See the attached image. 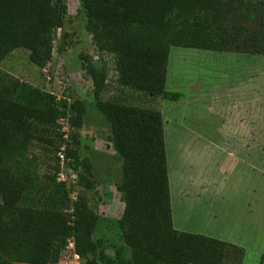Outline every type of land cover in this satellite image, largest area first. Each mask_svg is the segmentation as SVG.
<instances>
[{
  "label": "trees",
  "instance_id": "obj_1",
  "mask_svg": "<svg viewBox=\"0 0 264 264\" xmlns=\"http://www.w3.org/2000/svg\"><path fill=\"white\" fill-rule=\"evenodd\" d=\"M78 2L98 53L97 60L80 55L86 94L77 93L62 57L54 58L56 48L71 47L67 1L0 0V64L28 51L48 86L0 70V264H58L75 255L81 264H243L242 247L178 229L174 208L198 203L191 191L175 197L171 191L161 104L185 99L167 89L172 48L264 55V0ZM91 110L108 126L107 147L121 160L114 185L123 212L113 219L76 193L77 185L84 192L98 187L80 151ZM37 142L54 151V166L39 164ZM62 147L66 175L75 180H58ZM109 225L118 229L112 238L100 233Z\"/></svg>",
  "mask_w": 264,
  "mask_h": 264
},
{
  "label": "rangeland",
  "instance_id": "obj_2",
  "mask_svg": "<svg viewBox=\"0 0 264 264\" xmlns=\"http://www.w3.org/2000/svg\"><path fill=\"white\" fill-rule=\"evenodd\" d=\"M66 1L69 14L66 17L64 31L69 34L66 43L71 47L62 53L56 48L54 58L62 57L77 93L86 94L90 89V81L82 68L80 55L82 53L91 57L95 55L97 60L98 53L85 28V18L78 13V0ZM61 32L58 33V37H61ZM58 43L59 38L56 47ZM185 54H189V57L186 58ZM106 59L111 62L110 57ZM0 70L17 77L20 81L48 88L41 70L29 62L28 51L16 50L11 53L0 64ZM204 87H208L210 91L212 88L222 105L224 100L230 103L225 107V111L230 112V115H222L224 119L231 116L239 117L242 121L239 125L247 126L253 133L255 130L264 132V55L172 48L167 89L182 92L184 98L191 101L180 104L164 102L161 104L164 115L177 127L182 124L195 126L202 133L209 135L208 139L216 140L218 138L213 136V132L219 122L206 112L204 96L199 94L196 97V91ZM193 91L195 93H192ZM62 123L63 121L60 122ZM64 127L62 124V131H65ZM108 131V126L102 121L101 115L96 110H91L81 129L80 151L92 162L98 187L94 192H84L77 185L76 193L90 196L98 213L113 219L123 212V203L114 185L121 179V160L116 157L110 145L107 147ZM175 135L176 137H173ZM255 138L263 141L264 133L259 136L257 133ZM165 139L170 169L172 165H176L175 154L182 137L177 132H171L169 126ZM43 146L44 143L37 142L32 151L39 164H43L45 168L52 167L57 161L54 151L42 150ZM49 152L51 154H48ZM223 159H226V155L221 152L216 157L212 156L210 160L216 166ZM227 179L228 186L219 188L218 192H207L199 197L203 207L189 208V211H177L174 208L177 227L186 232L211 236L242 247L243 264H264V176L256 170L253 174L252 170L249 173V191H246L248 185L246 170L238 171ZM238 181L240 183L237 188L233 183ZM241 186L243 190L238 191L242 189ZM179 221H182V225L178 224ZM116 230L118 229L109 225L101 229L100 233L112 238ZM79 263L81 264L80 260L72 262ZM58 264L71 263L66 259Z\"/></svg>",
  "mask_w": 264,
  "mask_h": 264
},
{
  "label": "crops",
  "instance_id": "obj_3",
  "mask_svg": "<svg viewBox=\"0 0 264 264\" xmlns=\"http://www.w3.org/2000/svg\"><path fill=\"white\" fill-rule=\"evenodd\" d=\"M185 56L187 57L189 54H185ZM210 89L212 92L208 87L196 91V97L199 94L204 96L203 103L206 105V112L219 122L213 132V136L218 139H208L209 135L202 133L195 126L182 124L177 127L175 123H171L169 119L165 118V136L170 126L171 132H177L182 137L175 154L176 165H172L169 169L171 191L174 197L182 195L180 192L188 194L191 191L194 194L190 195L195 200L194 202L198 203L199 208L203 207V203L199 201L200 196L207 192H218L219 188L228 186L226 184L227 177L234 176L238 171L246 170L248 179L246 191H249V173L252 170L253 174L256 170L264 176V140L259 141L255 138L257 133L259 136L264 132L255 130L256 132L253 133L249 131L247 126L239 125L242 124L239 117L231 116L224 119L222 115H230V112L225 111L226 105L230 103L224 100L222 105L220 99L214 95L216 92L212 88ZM190 101L184 99L182 103ZM221 152L225 153L226 159L221 160L215 166L210 159ZM229 182L232 183V181ZM239 183L238 181L233 185L237 187ZM242 190L243 188L238 191ZM185 211H189V209Z\"/></svg>",
  "mask_w": 264,
  "mask_h": 264
},
{
  "label": "built area",
  "instance_id": "obj_4",
  "mask_svg": "<svg viewBox=\"0 0 264 264\" xmlns=\"http://www.w3.org/2000/svg\"><path fill=\"white\" fill-rule=\"evenodd\" d=\"M44 72H47V70L46 69H44ZM63 121V120H62ZM65 127V131L67 130V123L65 122V124H64V121H63V123H62ZM65 137H67V134L65 135ZM64 147H62L61 148V150L58 152V156H59V158H60V165H61V170H60V172L58 173V180H60V181H67V180H69V178H73L74 180H75V178H76V174H71V176L70 177H68L67 175H66V169H65V160H66V156H65V153H64ZM74 199H76V196H74ZM74 258H75V262L77 261V260H79V256L78 255H75L74 256ZM73 260L70 262L71 264H72V262H74Z\"/></svg>",
  "mask_w": 264,
  "mask_h": 264
}]
</instances>
